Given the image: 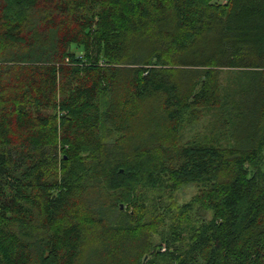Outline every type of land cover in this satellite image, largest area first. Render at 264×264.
<instances>
[{"label": "trees", "instance_id": "obj_1", "mask_svg": "<svg viewBox=\"0 0 264 264\" xmlns=\"http://www.w3.org/2000/svg\"><path fill=\"white\" fill-rule=\"evenodd\" d=\"M263 151L264 0H0V264H264Z\"/></svg>", "mask_w": 264, "mask_h": 264}, {"label": "rangeland", "instance_id": "obj_2", "mask_svg": "<svg viewBox=\"0 0 264 264\" xmlns=\"http://www.w3.org/2000/svg\"><path fill=\"white\" fill-rule=\"evenodd\" d=\"M216 1L222 2L223 0H216ZM203 122H205V119L201 120L197 125L191 128L188 131L189 132L188 135L193 134L197 132L198 130H200ZM259 166L264 167V151H263V157L259 163ZM250 168L253 169V167H250ZM197 190L198 189L195 185H192V184L186 185L175 193V199L177 202H180V203L187 202L192 199V197L197 193ZM206 218H210V214H207Z\"/></svg>", "mask_w": 264, "mask_h": 264}, {"label": "water", "instance_id": "obj_3", "mask_svg": "<svg viewBox=\"0 0 264 264\" xmlns=\"http://www.w3.org/2000/svg\"><path fill=\"white\" fill-rule=\"evenodd\" d=\"M120 208L123 209V205L122 204L120 205Z\"/></svg>", "mask_w": 264, "mask_h": 264}]
</instances>
